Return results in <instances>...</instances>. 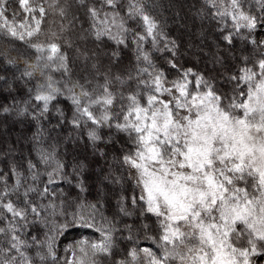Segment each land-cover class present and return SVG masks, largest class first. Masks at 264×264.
Returning <instances> with one entry per match:
<instances>
[{
    "label": "trees",
    "instance_id": "trees-1",
    "mask_svg": "<svg viewBox=\"0 0 264 264\" xmlns=\"http://www.w3.org/2000/svg\"><path fill=\"white\" fill-rule=\"evenodd\" d=\"M242 3L246 13L258 18L264 13L257 0H242ZM14 4L17 11L18 4ZM135 4L156 22L153 35L147 34L142 16L129 14L130 5ZM85 5L101 8L100 0H84V5L79 0H58V3L48 0L44 6L49 10L42 20L41 32L31 38V42L45 46L57 43L67 57L70 69L67 74L56 70L50 61L38 71L37 57L47 53H38L25 41L0 31V83L19 74L10 85L0 87V202H11L24 213L23 218L13 217L0 208V227L5 228V232L0 233V260L16 255V264H19L18 254L3 251L9 246L11 227L17 230L16 235L32 245L23 250L33 264H40L36 254L46 252V248L38 244L46 242L49 236L55 237L57 254L56 245L62 234L58 233V226L70 225L73 216L90 218L97 229L111 227L117 258L133 246L155 250V245L143 238L139 225L145 221L155 229L157 218L151 214L141 216L143 203L138 201L133 206L131 202L133 196L140 195V188L133 169L123 161L126 154L134 151V145L126 133L115 128L117 122H123L122 116L115 115L119 113V104L113 108L111 126H95L86 118H79V125L73 122L78 113L68 91L72 83L79 82L92 91L104 82L93 64L100 73L110 71L113 76L131 73L136 77L138 69L148 68L149 72L155 69L169 82L192 69L193 73L212 80L217 90L231 94L232 85L227 77L238 74L245 66L255 70L256 62L264 54V48L250 42L251 33L247 29L236 33L235 22L220 16L218 6L208 0H117L115 10L101 8L100 19L107 13V23H96L98 29L108 31L99 39ZM60 8L64 9V15L60 14ZM5 15L16 25V20L22 21L24 14L16 20H12L9 12ZM229 35L230 43L225 39ZM140 36L144 39L140 40ZM120 40L124 43H119ZM144 54L148 55L152 67L143 60ZM27 72L32 74L26 75ZM49 77L59 92L44 111L43 102L37 101L35 96L41 91L46 94L40 86L46 84ZM139 78L149 79L147 75ZM135 88L134 79L114 84L112 90L127 95ZM92 111L99 115L102 109L94 106ZM94 127L100 137L97 141H92L88 135ZM50 178L62 184L52 186ZM45 188L48 192L42 194ZM121 204L131 215L120 212ZM91 205H96L95 209ZM127 226H131V234L137 237L135 243L127 239ZM151 234L156 236L158 232ZM80 239L93 242L95 235L69 241L57 256L58 264H65L70 258L75 264L82 257L75 248V242ZM103 259L104 264H110L108 258Z\"/></svg>",
    "mask_w": 264,
    "mask_h": 264
},
{
    "label": "snow or ice",
    "instance_id": "snow-or-ice-1",
    "mask_svg": "<svg viewBox=\"0 0 264 264\" xmlns=\"http://www.w3.org/2000/svg\"><path fill=\"white\" fill-rule=\"evenodd\" d=\"M16 3L18 10L13 13V19L24 14L18 25L10 23L5 15L9 0H0V20H3L0 31L25 41L38 53H47L37 59L53 62L56 70L67 74L70 71L67 57L57 43L45 46L31 42L41 32L42 20L52 5L44 6L48 0H16ZM79 3L84 5V0ZM257 3L264 10V0ZM100 4L101 8H117V0H100ZM85 7L99 39L108 30L98 29L96 22L107 23L108 14L104 13V19H100L101 8ZM230 7L232 12L218 14L231 16L236 33L242 29L251 33L256 29L258 17L243 10L242 0H230ZM130 8L129 14L142 16L147 34L153 35L157 27L154 19L144 14L138 4ZM60 14H65L63 8ZM139 39L143 40L144 36ZM225 39L231 42L230 35ZM250 42L264 48V39ZM143 60L152 67L147 54ZM92 67L104 82L92 91L84 84L72 83L68 91L78 113L73 122L79 125V118H86L95 126H111L113 108L119 104V113L115 115L122 116L123 122H117L115 128L126 133L134 145V151L126 154L123 161L136 170L135 181L140 188V195L133 196L131 202L133 206L138 201L143 203L141 216L151 214L157 218L155 229L145 221L139 225L143 238L150 240L155 250L133 246L117 258L113 229L100 228L97 229L102 235L99 242L85 239L75 242L76 250L83 254L75 264H104L103 258H108L110 264H264V54L256 62L255 70L245 66L238 74L227 77L232 85L231 94L217 90L212 80L193 73L192 69L169 82L155 69L152 72L148 68L138 69L133 77L131 73L126 76H113L110 71L100 73L96 64ZM142 75L149 79L139 78ZM134 79L136 88L127 95L112 90L114 84ZM40 88L46 94L38 92L35 99L42 101L43 110L47 111L48 103L59 89L53 86L51 77ZM94 106L102 109L99 115L92 111ZM88 135L92 141L100 139L95 127ZM52 182L50 178L49 183ZM47 192L45 188L42 194ZM90 207L95 209L96 205ZM0 208L13 217L24 216L11 202H0ZM119 210L131 215L123 204ZM69 227L93 228L95 224L90 218L73 216L70 225L58 226V233ZM127 227V239L135 243L137 237L131 234V226ZM9 231L12 233L9 246L3 251L18 254L19 264H33L23 250L32 245L15 234V227ZM153 231L158 235L153 236ZM4 232L5 228L0 227V233ZM54 243L55 237L49 236L46 242L38 244L46 248V252L36 254L40 264L48 261L58 264ZM16 262V255L0 260V264Z\"/></svg>",
    "mask_w": 264,
    "mask_h": 264
},
{
    "label": "rangeland",
    "instance_id": "rangeland-1",
    "mask_svg": "<svg viewBox=\"0 0 264 264\" xmlns=\"http://www.w3.org/2000/svg\"><path fill=\"white\" fill-rule=\"evenodd\" d=\"M208 1L214 2L215 5L218 6V9L220 10V12H224V11L232 12L233 11V9L230 7V0H208ZM14 2H16V0H9V4L7 6V12H9L12 15V20H13V13L16 12ZM18 16L15 17V20L18 18ZM227 17H229L231 19V16H227ZM20 22H21L20 20H16V25H18ZM241 23H243V22L241 21ZM252 39H255L257 41V43H259V41L261 39H264V13H262L261 16L258 18L256 29H254L251 32V40ZM5 54H8V53H5ZM38 60L40 61V63H39V65L38 64H36V65L38 66L37 67L38 71H40V69H42V67H45L48 64H47V60H44V59L43 60L38 59ZM8 78H9V80L7 79L8 81L6 80L5 83H3V84L10 85V82L12 81V79L19 78V74L17 72ZM3 84L0 83V87H2ZM77 92H78V90H77ZM133 172L136 175L135 169H133ZM61 184H62V182L56 180L52 183V186H59ZM88 235H95V239L93 240V242H99L102 239L101 232L98 231L97 228H95V227H93V228L71 227V228H68L66 231H63L58 242H57V245H56V247H57L56 256H58L61 248H63L69 241L79 239V238H85ZM69 260L73 261L72 258H70ZM73 264H74V261H73Z\"/></svg>",
    "mask_w": 264,
    "mask_h": 264
}]
</instances>
